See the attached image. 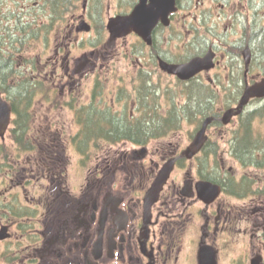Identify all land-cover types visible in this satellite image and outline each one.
<instances>
[{
    "label": "flooded vegetation",
    "instance_id": "1",
    "mask_svg": "<svg viewBox=\"0 0 264 264\" xmlns=\"http://www.w3.org/2000/svg\"><path fill=\"white\" fill-rule=\"evenodd\" d=\"M139 2L15 0L16 10L2 14V22L12 13L21 15L22 23L40 21L32 26L40 24L41 31L31 42L44 41V47L29 66L21 65L19 77L30 74L34 95L48 101V132L37 135L35 120L26 140L12 136V122L0 130V230H5L0 264H200L205 246L220 264L222 245L237 253L231 263L248 264L249 251L250 264L258 256L264 264V96L251 97L240 114L223 120L226 111H237L248 87L264 82V0H176L169 20L159 19L151 33L146 27V37L136 30L113 35L109 20L130 15ZM40 13L49 14L48 20ZM195 58L204 60L202 68L186 79L162 66ZM164 75L177 79L183 102L177 91L165 89ZM203 96L211 111L186 113L181 120V127L186 122L194 127L191 143L204 120L213 117L205 144L189 159L194 168H186L182 156L190 143L168 148L160 144L166 135L146 131L121 140L132 145L124 152L77 147V165L92 150L90 159L108 163L97 164L71 186L68 144L85 142L79 131L87 106L109 111L113 119L105 124L141 128L151 125V112L167 115L166 97L170 108L175 104L189 112L197 111ZM58 108L71 110L78 126L68 138L57 128L64 124L53 113ZM32 110L38 117L35 103ZM153 155L177 161L145 225L151 184L143 181L147 172H155L154 180L161 167ZM200 158L212 160L207 176L195 162ZM118 159H125L122 174ZM178 167L184 168L180 180L173 177ZM199 180L220 186V194L209 203L202 200ZM193 226L197 232L189 237Z\"/></svg>",
    "mask_w": 264,
    "mask_h": 264
},
{
    "label": "trees",
    "instance_id": "2",
    "mask_svg": "<svg viewBox=\"0 0 264 264\" xmlns=\"http://www.w3.org/2000/svg\"><path fill=\"white\" fill-rule=\"evenodd\" d=\"M2 0H0L1 3ZM7 24L2 29V18L3 15L0 11V43L3 45L4 57H0V90L4 96L10 101L15 117L13 119V127L11 129L12 136L16 139L18 137L29 136V130L34 120L32 106L34 104V84L31 83V78L24 77L20 79L19 75L23 71L20 67L16 68V58H26L23 55L28 43L35 38L39 37L41 26L33 28V24L40 23L38 19L36 21H25L21 15L6 14L4 15ZM5 48V49H4ZM5 51V52H4ZM18 55V56H17ZM28 63H32V59L26 58ZM20 63V61H18ZM18 71V72H17ZM18 76V80L14 79L13 76ZM207 96H203L202 100L198 104L197 111H185L180 109L177 105L172 104L170 111L167 115L162 116L158 112H151L150 119L157 120L160 123H153L151 121L150 126L146 127H122L115 125L114 123L105 124V120L113 119L109 111L101 112L100 109L95 108L93 105L87 106L85 114V127L79 131V135H85V142L83 144H77L78 147L85 146V150L89 151L93 148L103 149L104 144H118L121 140L128 139L131 136H145V132L149 136H165L172 131L181 128L182 115L192 116L198 114L199 116L205 115L211 111V107L208 104ZM255 114L251 116L250 119ZM264 117V114H261ZM102 120V121H100ZM115 138V139H114ZM114 139V140H112ZM23 140V143H26ZM94 141L91 143V141ZM117 140V141H116ZM17 141V140H16ZM26 144H24L25 146ZM82 149V148H80Z\"/></svg>",
    "mask_w": 264,
    "mask_h": 264
},
{
    "label": "water",
    "instance_id": "3",
    "mask_svg": "<svg viewBox=\"0 0 264 264\" xmlns=\"http://www.w3.org/2000/svg\"><path fill=\"white\" fill-rule=\"evenodd\" d=\"M176 9V0H140L139 4L135 7L134 11L127 16L118 18H111L109 20L108 28L115 36L127 34L132 30H136L144 37H146L145 28L150 27L148 33H151L153 26L161 19L163 21L169 20V15ZM199 58H195L185 64H170L163 62L162 66L172 74H177L181 78H190L201 70L202 62ZM253 96H264V82L257 84L256 86L248 87L246 93L241 99V103L236 112L228 110L225 112L223 120L228 123L233 115L240 114L243 107L248 103L249 99ZM11 118V106L10 104L1 99L0 97V129L4 130L9 124ZM213 120V117H208L204 120L202 127L197 132L191 144L183 151L182 156L192 158L198 153L207 140V128ZM177 158L168 159L159 170L155 180L152 182L145 196V225L149 224L151 208L153 203L159 199V195L164 185L168 181L176 163ZM199 196L206 202L213 201L220 194V186L213 184L212 182L202 180L196 184ZM186 187H184L185 189ZM5 230L0 231V238H4ZM260 257H254L251 264H260ZM200 264H216L215 253L212 252L207 246L201 250V262Z\"/></svg>",
    "mask_w": 264,
    "mask_h": 264
},
{
    "label": "rangeland",
    "instance_id": "4",
    "mask_svg": "<svg viewBox=\"0 0 264 264\" xmlns=\"http://www.w3.org/2000/svg\"><path fill=\"white\" fill-rule=\"evenodd\" d=\"M16 7H17V5L15 3V0H2L1 3H0L1 14L9 13L10 10H14L15 11ZM39 15H40V18H42V19H44L46 21L49 18V14H41L40 13ZM42 19H39V20H42ZM2 24H3L2 25V29H4L6 24H7L6 20H4V22ZM0 32H2V30H0ZM84 35L85 34H82L80 37L83 38ZM89 37H90V35L87 34V35L84 36V39H88ZM49 41L52 43V41H53L52 36L50 37ZM85 43H86L85 45H89V42L87 40H85ZM44 44H45V42L41 41V40L37 41V42L28 43L26 48H25V50L23 51L24 57H26L28 59H32L44 47ZM0 57L1 58L4 57L3 45L1 43H0ZM17 58H16V68H17V70L21 67V65H23V66H29L30 65L27 62L26 58H19L18 61H20V63L17 61ZM0 61H2V59ZM13 78L16 79V80L19 79L18 76H15V75L13 76ZM28 78H31L30 74L28 75ZM163 80H164V83H165L164 84L165 89H167L168 93H169V91L172 93V90L175 91V92L177 91V94H178L176 96L177 101L183 102L184 98H182V96L179 94L180 93V89L178 88L177 79L175 77L171 76V75H164L163 76ZM34 103H35L36 109L38 110V117H37V113L34 116L35 117L34 120H35V123H36V124H34L35 133L37 135H45V132L46 131L48 132V130L46 128V125H45L46 123L44 122L45 114L48 113L47 112L48 101L46 100V98H45V96L43 94L42 95H40V94L37 95L36 94ZM170 106H171V101L169 100V97L168 98L166 97V101H165V105H164V109L163 110H165V112L167 111L166 112L167 114L170 111V109H169ZM253 106L254 105H252L251 107H253ZM39 109L42 110V111L40 112ZM53 113L59 115L60 120L64 121V124L62 126H58L57 128H59V130H61V132L63 134H65L67 138H68L69 135H72L76 130H78V126L75 125V123H73V121H72L73 114H72L71 110L58 108V109H54ZM52 118L54 120L57 119L56 116H54ZM33 121H32L30 130H29V134L30 135H31V132L33 130V127H32L33 126ZM70 123H72V125H70ZM55 129H56V127H55ZM192 131H194L193 125H191L190 123L186 122V123L183 124V127H181L178 130L172 131L165 138L161 139L160 140L161 141L160 144H162V145H164L165 147H168V148L171 145L172 146H176L178 144L181 145V147H185L191 141L190 139H191V136H192V133H193ZM214 136L220 138L222 136V134H220L219 132L216 131ZM224 136H227V135H224ZM68 145H69V147H68L69 148L68 149L69 156L72 159V161H74L72 166L68 169L71 186L73 184H78V182H79L78 180L80 178L86 177L89 172H94L96 167L98 166L97 164H99L101 166H104V167L107 166L108 162L107 161L103 162V159H101L99 162H97V160H95V158L90 159L91 156L95 157L93 150H92V152L89 155H87L85 163H82L81 166L77 165L76 160H77V158L79 156V154L77 153L78 152V149H77L78 145L77 144H68ZM222 145L225 146L226 142H222ZM157 146H159V145L156 144V145H153L152 147L156 148ZM131 147H132L131 144L124 143V142L123 143L121 142V143H119L117 145H115V144H110L109 145V144L106 143V144H104V149L105 150L102 151V149H100L99 151L109 152V153L112 152V151L124 152L127 149H130ZM151 157L155 158L156 162H159L161 166L164 163L162 160L158 159L154 155L151 156ZM111 160H114V158L109 159V161H111ZM113 162L114 161H111L110 164L113 163ZM124 162H125V159L119 160V168L121 170L120 169H118V170H120L119 171L120 174L123 173V171H122L123 169H122V165L121 164H123ZM195 162L200 164V169H201L202 173L207 176L208 175L207 171L210 168V166L212 165V160H210L208 158H200V159H198ZM193 164L194 163L191 162V160L188 159L186 161L185 167L186 168L189 167L188 169H190L191 167L194 168ZM151 165H153V164H151ZM183 172H184V168L178 167V169H176L173 177L175 179H179L180 180L182 175H183ZM240 173L241 172H238L237 174H240ZM152 174H155V172H150V175H149L148 172L146 173V178L144 179L143 184L150 185L152 183L151 182V181H153L152 180L153 179V175ZM199 216L202 219L201 215H199ZM200 223H202V222H200ZM200 223L198 224V226L200 225ZM196 232H197V227L193 226L191 228V230L188 232V236L189 237H194ZM221 245H222V243H221ZM221 248H222V252H221L222 261L220 262V264H234V263H231V259H233L235 256H237V253H235L232 248H231V250L227 249V248L223 249V245L221 246ZM250 258H251V256L249 255V251H248V258H247L248 264H250Z\"/></svg>",
    "mask_w": 264,
    "mask_h": 264
}]
</instances>
